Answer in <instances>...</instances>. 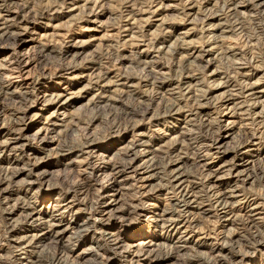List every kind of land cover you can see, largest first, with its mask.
Here are the masks:
<instances>
[{
	"label": "rangeland",
	"instance_id": "374dc122",
	"mask_svg": "<svg viewBox=\"0 0 264 264\" xmlns=\"http://www.w3.org/2000/svg\"><path fill=\"white\" fill-rule=\"evenodd\" d=\"M83 2L0 0V22L3 18L2 21L10 25L7 35L0 38V125L5 128V131L0 129V141L17 128L28 126L24 135L28 137L30 147L19 153L0 145V189L8 183L5 178L10 175L7 170L11 166L17 163L19 167L24 164L27 168L23 174L12 178L11 185L16 191L7 195L0 190V264H20L21 261L9 251L12 250L7 241L9 224L14 223L19 228L12 237L18 238L40 232L51 223L46 215L32 225L19 215V211L13 215L5 213L6 207H10L16 198L37 205L42 201L41 208L50 203L59 205V211L45 209L51 215L60 213L67 200L72 199L71 213L78 212L75 221L80 223V219H87L92 225L86 235L73 230L66 232L62 240L65 247L60 245L61 242L56 245L48 239L33 241L28 247L30 257L27 258L30 260L38 256L48 261L57 256L63 264H122L123 257L108 249L107 236L103 233L131 237L124 242L133 245L134 249L150 240L154 242V233L165 237L175 233L169 229L154 231L150 223V216L165 204V200L140 194L141 187L150 190L162 182L156 178L146 182V176L150 174L146 167L150 157L146 155L147 145L162 144L164 147L161 158L156 159L159 168L165 167L175 152L172 150L179 149V154L185 156L183 166L196 177L216 170L214 173L220 176L221 187L239 183L246 197L264 207L261 173L264 168V111L261 108L264 102L255 106L252 100L237 98L233 103L240 102V108L235 110L229 103V108L225 109L220 99L225 88L217 87L221 84L244 87L247 82H255L261 77L264 80V0H92L88 5ZM235 3L239 4L238 10L233 8ZM72 5L80 6L68 11ZM153 18H161L162 23ZM216 22L222 24V32L216 28L213 31ZM184 31H189L183 40L193 48V60L180 57L179 41L175 39ZM145 43L148 44L146 50L140 53L141 45ZM145 61H151V64ZM115 78L133 87L119 86L113 90L109 81ZM186 81L192 88L196 83L192 94L196 91L200 96L197 98L206 99L208 119L202 114H192L196 106L191 107L192 102L185 100ZM63 87L82 90L79 99L69 108L51 106L44 111L33 108L38 106L42 95ZM18 88L29 91L26 100H21L16 93H9ZM92 94H97V98L92 104L87 103ZM166 103L176 104L175 109L191 110V114L183 110L171 114L165 111ZM54 109L69 112L63 121L65 127L58 133L49 129L38 133L45 115ZM130 109L138 112L127 115L126 110ZM37 112L38 120L33 124V114ZM226 124L231 128L229 136L221 138ZM217 140L219 147L214 148L215 144L212 150H218L220 157L211 162L212 171L208 168L201 172L198 164L194 165L193 157L197 154L203 157V162L208 161L210 156L205 154ZM249 142L255 143L254 149L242 158L248 159V180L236 178L237 171L243 168L238 164L230 170L226 169L228 167L217 170L225 160L235 161L238 149L244 146L248 149ZM132 143L135 153L129 160L126 152ZM57 144L63 150L71 147L76 152L59 156L55 150ZM89 164L96 167L91 170ZM114 164L122 171L117 176L118 187H124L121 191L133 199L134 204L143 206V210L130 217L126 211L118 210L119 206H124L125 199L116 198L117 202L109 207L112 208L111 225L103 228L93 201L114 187L110 175ZM85 176L93 183L89 193L75 189L84 184ZM24 179L34 183L27 185ZM204 205L212 209V206ZM259 211L264 213V208ZM194 230L188 239L195 242L196 245H192L195 250L180 249L163 264H190L187 257L194 256L196 251L210 258L217 254L220 245L224 246L222 254L226 259L217 264H264V245H257L255 229L244 226L241 221L223 226L210 216ZM230 232L234 233L231 241L222 237ZM204 236L207 238L205 244L197 245ZM230 243H233L232 247H229ZM169 244H176V238L167 241V249ZM91 247L96 254H82L83 249ZM141 254L127 257L131 263L124 261L125 264H155L144 250Z\"/></svg>",
	"mask_w": 264,
	"mask_h": 264
},
{
	"label": "bare ground",
	"instance_id": "6f19581e",
	"mask_svg": "<svg viewBox=\"0 0 264 264\" xmlns=\"http://www.w3.org/2000/svg\"><path fill=\"white\" fill-rule=\"evenodd\" d=\"M91 1L92 0H84L83 3L88 5ZM239 1L241 2V0H239ZM187 2H189V1H187ZM87 5H85V6H87ZM238 5L239 4L235 3L233 8L235 10H238V8H237ZM79 6L80 5H78V6L72 5L69 7L68 11L75 10L76 8L78 9ZM81 6H83V5H81ZM155 16H157V15H155ZM2 20H3V18H1V22H0V30H1L0 38L5 37L10 30V29L8 30V28H10L9 27L10 25L5 24V22ZM147 21H149V19H147ZM154 21H160L161 22L162 20H161V18H156V19H154ZM218 22H220V21H218ZM218 22H216V23H218ZM130 24H133V23H130ZM214 26L215 27L213 28V31H216L215 30V28H216L217 30H219V32H222V24L221 23H218ZM223 28H224V25H223ZM188 32L189 31L182 32L181 36H177L175 40L179 41V46H180L179 48L181 50V52L179 51L180 57L184 58V60H189V59L191 60V58L193 60V58H195L194 57V50H193V48H190L187 46V44L189 42H187L186 40H183V38H185L184 35H187ZM146 44L147 43L141 45V47H143V48L140 49V53L145 52V50H146L145 46L147 47V45H148V44L147 45ZM145 63L150 65L151 61H145ZM237 67L239 68V66H237ZM185 83H186V86H184L185 87L184 93L186 92V96H187L185 98V100L188 102H190V101L192 102V103H190V104H192L191 107L193 106V104H195L194 106H196L195 107L196 111L194 109H192L195 111V112L192 111V114H197V113L202 114L206 118L207 112L205 111L206 107H205V102H204V100H206V99L197 98L200 96L196 95V93H197L196 91H194L195 95L192 94V92H193L192 89L195 88L196 83H194L193 88L188 81H186ZM109 86L113 87V90L117 89L119 86H127L129 88L133 87L132 84H129L128 82L120 81L119 79H116V78L109 81ZM65 87H63L59 90L52 91L51 93L42 95L41 96L42 100L39 99V102H38V106H40V107L34 106L33 108H36L39 111L47 110V108L51 107V106H55V108L60 107L61 109L69 108V106L73 105L74 101L79 99V97L81 96L82 90H79V91H73L71 89L67 90V88H65ZM217 87L225 88V91H224L225 93L221 94L222 98H220L222 101V107L225 109L229 108L228 107L229 103L233 104L235 110L237 108H240L239 107L240 102L236 103L237 105H235V103H233V100L237 99V98L238 99L244 98V100L247 99L249 101L252 100V102L255 106L264 102V80L262 79V77L257 79V81H255V82H247L244 87L239 86V85L231 86V85H226V84H221ZM217 87H215V89ZM20 88L13 89L9 93L11 95L16 93L20 96L21 100H23L26 98L29 91L24 90V89L22 90ZM95 98H97V94H94V95L92 94L91 97L89 96L87 103L92 104ZM107 99H108V97H107ZM177 101H178V99H177ZM251 103H250V105H251ZM261 105H263V104H261ZM194 106H193V108H194ZM176 107L177 106L174 103H166L164 106V108H166L165 111L170 112L171 114H177L176 112L182 111V110L189 115L191 114V110H184L183 107L182 108L180 107L179 109H175ZM188 108L190 109V106ZM261 108H262V112H263L264 111V105ZM230 109H233V108H230ZM135 112H138V110H135V109L126 110L127 115H133ZM68 113L69 112L57 111L55 109L50 111L47 116L45 115L44 122L41 123L42 125L37 129V132L41 133L43 130L49 129V130H52L51 131L52 133H54V132L58 133L62 127H65V123H63V121H66L65 118L67 117ZM227 114L225 113V116H227ZM235 114H237V113H235ZM58 115H59V117H58ZM37 116H38V112L33 114V118H34L33 119L34 123L32 122L33 124H36V122L38 120ZM60 116L62 118H60ZM206 119H208V118H206ZM1 123H3V122H1ZM233 123H231V124H233ZM226 126H227V124H226ZM229 126L223 128V132L221 133V138H225V137L229 136L228 132L231 130V128ZM16 127H18V126H16ZM27 128H28V126H23L21 128L19 127L12 134L7 135L5 138L3 137V139L0 141L1 148L11 150V151H15V152H19V153H23L26 150V148L30 149L29 144H27V138L28 137L26 135H24V131ZM0 129L5 131V128L2 125H0ZM217 143H218V140L215 141L213 144L211 143L212 145L208 148L206 154L204 153L205 155L210 156L208 161L203 162V157H201L200 155H197V154L195 157H193L192 161L194 162V165H195V163H197L198 167H200L201 172L204 170L205 171L208 170V168L211 170V167H212L211 162L213 161V159L220 157L218 150L217 151L212 150L213 146L215 144H216V146L214 148L218 149L219 146L217 145ZM253 144H255V143L249 142L247 145L248 149H245L246 146L239 148L238 152L235 154V155L238 154V157H236L235 161L233 159L231 161L225 160L224 162H222L221 165L219 164L220 165L219 169H217V168H215V169L220 171L222 168L228 167L226 169L230 170V169H232L233 166L238 164L240 166H243V168H241L240 170L237 171V173L235 174L236 178H238V180L240 179L241 181L248 180L250 178V174L248 172V165H247L248 159L244 160L242 158H243V156L247 157L248 153L254 149ZM70 148L63 150L58 145V147L55 148L56 154H58L59 156H67L69 154H72L73 152H76V151H74V149L71 150ZM163 148L164 147L162 146V144H159V146L157 145V146H153V147L150 145L145 146L146 155L150 156L148 159V164L146 166L148 168L147 171L150 172V174H148L146 176V182H149L148 180L150 178H156L159 181L162 180V182L160 183L159 186H157V185L155 187L152 186V188L150 190H144L145 187H141L142 192L140 194L142 196H149V195L154 196L155 197L154 199H156V200H161V199L165 200V204L161 208H159V209L157 208L158 211L153 212V214L150 216L151 217L150 223L153 224L152 227H153L154 231L160 230L163 232V230L169 229V231L171 230V232H172V230H173V231H175V233L172 232L171 234H168L167 237L161 236L157 233H154L153 234L154 242H151V240H150V241H148V243H145L142 246L141 245L139 247L136 246L137 248H135V249L132 248L133 245L124 242L125 240H130L131 237L127 238L126 236H121V233L120 234L119 233H110V232L103 233L104 235L107 236L106 240L109 243L108 249L113 251L115 254H118L121 258L123 257V259H122L123 262H121L122 260H120V262L122 264H125L124 261L130 262V259L127 260V257H129V256H132V255L140 256V255H142L141 252L143 250H144V253L147 255V257L149 258V260L151 258V261L154 262L155 264H160V263L163 264V262H166L167 260L173 258L174 254L178 253L180 251V249L185 248V249H191L194 251L195 248H193L192 245H196V244H195V242L188 239V235L194 230V228L197 225H199V227H200V223H202V220H204V221H205V219L209 220L210 216L214 217V219H216L217 221L222 223L223 226L225 223L229 224V223H236L237 221H241V223L244 226L248 225L251 228L255 229L254 233H255V236L257 238V241H256L257 245L258 246L264 245V227H263L264 213H261L259 211V209H263L264 207H262V205H260L259 202L255 201L249 197H246L245 196L246 194H243V192H242L241 184L235 183L231 187H226V188L221 187V181H220L221 179H220V176L218 174H217L218 176L215 175V173H214L216 171L215 169H214L215 171H212L213 170L212 169L211 170L212 172H208L207 174L203 175V177H196V175L192 174V172L189 171L188 168H185L183 166L185 164V161H184L185 156L179 154V152H178L179 149L172 150L175 152L170 157V159L166 163L165 167L159 168V166L157 165L156 159L161 158V154L164 151ZM222 152H223V154H225L226 150H224ZM126 153L128 154V159L129 160L132 159L131 155H133L135 153L134 143H132V144H130V146H128ZM249 156H251V155H249ZM35 158L36 157L34 156V159ZM36 160H37V158H36ZM236 161H240V162H236ZM16 165H17V163H15L14 166H11L7 170V172H9L10 175L9 176L7 175L5 180H7L8 183L6 184V186H4L2 189H0V190H2V192L4 194L8 195L9 193L16 191L11 185L12 178H14L20 174H23L25 169H27L24 167V164L21 167H19L18 165H17L18 166L17 167ZM95 167H96V165L91 166L90 164L88 166V168L91 170ZM98 167H100V166L98 165ZM91 170H89V171H91ZM111 170L113 172L110 175H111V178L114 180V187H118L119 181L117 180V176L119 173L122 172L120 169V166H118V165L116 166L114 164L111 166ZM261 173L263 175L262 178H264V168H262ZM240 177H242V178H240ZM84 178H85L84 184L83 183L79 184V188L76 186L75 189H77V190L83 189V190H85L86 193H89V192H91L93 183L87 181L89 178L88 176H85ZM200 179H202V180H200ZM2 180H4V179H2ZM198 180H200V181H198ZM23 181L27 185L34 183L33 180H25L24 179ZM115 185H117V186H115ZM114 187H112L110 192H108L106 195H103V196L99 195L100 197L98 196L99 197L98 200L96 198L93 201V205L94 206L97 205V206H95V208H97V210H98L97 212H99V214L101 215L100 225L103 228L111 225L112 221L110 219L111 218L110 211L112 210V208H109V207L112 206L111 204L113 202L116 203L117 202L116 200H118V199H120V200L125 199L124 206H122V207L119 206L118 210L126 211L127 214L130 215V217L137 215L139 213V211L143 210V206H140L137 203L134 204L132 202L133 199L127 198L126 193L121 191V188L123 189L124 187H120V188L118 187L119 189L114 188ZM50 188H52V187H50ZM74 192H75V190H74ZM95 195H96V193H94L93 196H95ZM116 198H118V199H116ZM107 199H109V200H107ZM6 200H8V198ZM19 200H20V202H19ZM47 202L49 203V201H47ZM73 202H74V200H72V199L67 200V203L64 205L63 210H61L60 213L52 214V215L48 214V211L45 209L50 208V209L54 210V208H56L55 211H59V208H60L59 205L54 204V203H50L46 207L44 206L41 208L40 205L43 203L42 201L40 202L41 203L40 205H37L35 203H31L29 200L24 199V198H21V199L16 198V200L12 203V205L10 207H9V205H8V207H6L7 211H5V213H7L8 215H13L17 211H19V215L23 216L24 220L28 221L30 224L35 223L36 221L37 222L41 221V219L44 215L49 217V221L51 222L49 226H46V228L41 230L40 232H36L33 234H24L23 236H19L18 238H12L19 229L17 227V225H15L14 223L8 225V227H7V233H8L7 241L10 244V247H12V250H9V251H12V255L14 257H18L19 259L21 258L20 264H44L45 261H46V264H63L59 261L60 258L58 259L57 256H54V257L50 256L51 258H49L48 261L45 259H44L45 260L44 261L42 257H38V256H36V258H33V260H30V258L29 259L27 258V257H30L28 247H30L32 245L33 241L40 240V239L41 240L48 239L50 242H52L56 245L61 242L60 245L65 247V245H62V240H63L64 234L66 232H68V231L71 232L73 230L77 234H78V232H80V233L82 232V234H84V235L88 234V232L92 230L91 229L92 225L89 224V221L87 219H80V223H78L77 220L75 221V217L77 218L78 212L75 211L74 214L71 213V205H73L72 204ZM204 204L212 206V209L205 208ZM247 204H248V206H247ZM155 205H153V206H155ZM128 208H130V209L127 210ZM62 213L69 215L70 217H66V215L64 216ZM66 219H68V220H66ZM148 232H149V230H148ZM173 234H175L176 236H173ZM205 234L208 236L207 233H205ZM223 235L224 236H222V237L230 238V241H231L234 233L230 232L228 234H223ZM171 236H173V237H171ZM172 238H174V239L176 238V244H172V245L169 244L170 247L167 249V246H166L167 241L168 240L171 241ZM204 239H207V238L204 236L203 239L199 240L197 245H204L205 241H206ZM168 243H172V242H168ZM232 245H233V243H230L229 247L230 246L232 247ZM251 245L255 246V247L257 246V245H253V244H251ZM118 248H121V250L117 251ZM146 248L147 249L150 248V250L147 251ZM223 248H224V246L220 245V249L217 250L218 251L217 254L211 256L210 258H206V256H203L201 253H198L197 251H196L195 255L192 252V254L194 256L191 257L189 255L190 257H187V261L190 264H217L220 260L226 259V255L222 254ZM91 252H94V248H92V247L82 250V254H89L90 255ZM230 252H231V250H230ZM245 253H247L246 249H245ZM94 254H96V252H94ZM231 254H234V253H231ZM20 255H22V256L24 255V256L20 257ZM243 255H246V254L243 253ZM41 256H43V255H41ZM44 257L47 258L46 256H44Z\"/></svg>",
	"mask_w": 264,
	"mask_h": 264
}]
</instances>
